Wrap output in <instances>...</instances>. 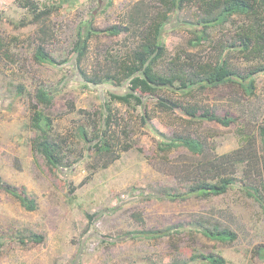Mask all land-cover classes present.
Wrapping results in <instances>:
<instances>
[{
  "label": "rangeland",
  "instance_id": "rangeland-1",
  "mask_svg": "<svg viewBox=\"0 0 264 264\" xmlns=\"http://www.w3.org/2000/svg\"><path fill=\"white\" fill-rule=\"evenodd\" d=\"M32 1L40 9L58 7L42 22L29 23L32 14L20 6V0H0V178L24 189L37 205L27 211L0 191V264H204L196 257L200 255L222 257L225 264H264L257 253L264 248V209L248 196L258 186L264 201L260 136L264 73L254 75L251 93L238 83H226L189 94L164 88L156 95H141L143 106L110 98V94L129 91L123 64L139 45L141 16L150 22L167 14L162 37L165 54L155 66L162 74H167L173 60L184 58V53L216 60L218 46L238 44L237 32L248 23L246 18L233 16L224 25L209 29L207 41L195 45L194 28L200 27L197 22L202 15L199 0H186L176 11H170V0ZM22 22L27 25L20 26ZM88 22L96 34L76 64L78 29ZM113 26L120 28L118 35L103 32ZM39 45L58 65L34 60ZM227 59L241 76L264 66V52L246 59L232 49ZM39 87L53 94L52 106L41 108L53 119L51 139H67L59 169L50 168L31 149L30 106ZM158 98L232 121L223 126L179 111H164L156 105ZM79 128L91 143L78 137ZM106 130L108 154L93 147ZM176 136L201 140L209 156L229 154L254 137L262 174L247 178L244 165L239 164L234 186L223 195L175 202L158 199L162 190H186L183 172L199 161L184 147L160 149L163 137ZM113 155L117 158L110 162ZM138 214L144 225L135 218ZM86 215L94 219L84 234ZM199 225L231 230L236 238L212 241ZM143 228L169 229L170 236L158 240L135 237ZM30 233L41 235L43 241L22 245L16 240Z\"/></svg>",
  "mask_w": 264,
  "mask_h": 264
},
{
  "label": "trees",
  "instance_id": "trees-1",
  "mask_svg": "<svg viewBox=\"0 0 264 264\" xmlns=\"http://www.w3.org/2000/svg\"><path fill=\"white\" fill-rule=\"evenodd\" d=\"M170 1L172 3L170 11H176V9L182 8L186 0ZM57 3L59 4V0ZM199 3L202 15L197 22V25L200 27L194 28V44L200 45L207 41L209 29L224 25L233 16H242L246 18L248 23L240 26L237 32L238 44L230 43L218 46L219 55L214 58L216 60L193 58L191 53H184V58L178 57L176 60H173L167 74H162L155 70V66L165 54L162 37L165 32L167 14H159L160 17L157 16V18L150 22H147V18L143 15L140 18L141 24L137 27L140 37L139 45L132 52L128 63H122L126 71L125 77L128 78L129 91L125 94H110L111 100L124 105L143 106L141 95H156L157 92L164 88H172L181 93L189 94L197 89L204 90L226 83H238L248 93L252 92L255 83L254 75L261 72L264 73V66L249 72L245 76H241L231 68L227 55L232 49H237L239 53L245 55L246 59H249L250 56L252 58L261 57L264 52V0H199ZM19 4L21 7L28 9L32 14V20L29 23L42 22L58 7L52 5L50 7L44 6V8L40 9L32 0H20ZM159 18L160 20H158ZM19 25L25 26L27 24L22 22ZM95 32L90 22L79 27L78 40L74 47L76 64L80 63L81 58L86 52L88 41L91 36L96 34ZM103 32L116 36L121 30L119 27L113 26ZM33 58L36 62L44 65L56 66L59 63L46 52L42 45L36 47ZM18 90L22 93L23 89L19 87ZM33 99L34 102L30 106L31 115L29 120V127L34 132V138L31 141L32 152L42 157L50 168L59 169L62 166V148H65L67 139L63 137H57V140L51 139L50 132L53 129V119L46 116L41 110V108L45 109L52 106L53 94L48 89L39 87L36 89ZM156 105L164 111H179L189 118L212 121L223 126H228L232 121L231 118L217 116L208 110L200 111L195 106H183L165 98H158ZM141 121L145 122V116L141 118ZM78 133L79 138L86 143H91L92 140L86 137L83 128H79ZM260 136L264 152V127L260 128ZM96 139L98 143L94 144L93 147L99 153H110L107 130ZM245 142L244 146L229 154L219 156L211 154L209 156V152H205L204 143L197 138L176 136L166 139L163 137L159 144L161 150L170 151L173 148L184 147L197 156L199 161L190 169L184 171V174L182 173V180L186 183L184 185H187L186 190H162L156 198L175 202L185 201L191 197L206 198L223 195L234 186L235 180L233 175L235 168L239 164L244 165L243 171L247 178L261 176L263 168L261 167V157L257 151L256 141L254 137H249ZM87 148L90 149L91 147L88 146ZM114 158L116 159L117 156L113 155L110 162ZM257 187L255 186V188L251 189L248 192V196L263 205L264 209V201L258 195ZM0 191L15 198L27 211H33L37 208L34 199L30 198L24 189H18L6 184L1 178ZM150 198L152 197H148V199ZM134 216L144 225L140 214ZM85 217L88 227L85 229L84 234L89 231V226L94 219V215H86ZM199 226L201 233L212 241L225 243L231 242L236 238V234L231 230L219 229L216 226L211 229ZM167 236H170L169 229L159 231L143 228L135 232V237L145 240H158ZM16 240L22 245L29 243L38 244L43 241V237L36 233H30L26 236L21 234ZM257 253L264 260V248H260ZM196 257L204 264H225V260L222 257L213 255H200Z\"/></svg>",
  "mask_w": 264,
  "mask_h": 264
}]
</instances>
